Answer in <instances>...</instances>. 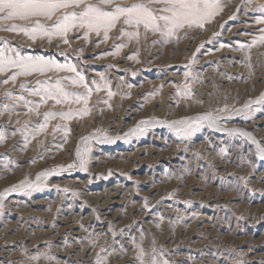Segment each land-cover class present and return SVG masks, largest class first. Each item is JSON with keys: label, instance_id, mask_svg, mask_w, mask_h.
<instances>
[{"label": "rangeland", "instance_id": "374dc122", "mask_svg": "<svg viewBox=\"0 0 264 264\" xmlns=\"http://www.w3.org/2000/svg\"><path fill=\"white\" fill-rule=\"evenodd\" d=\"M139 2L171 15L100 7ZM98 4L0 13V264H264V0L172 34Z\"/></svg>", "mask_w": 264, "mask_h": 264}, {"label": "snow or ice", "instance_id": "6c2138e0", "mask_svg": "<svg viewBox=\"0 0 264 264\" xmlns=\"http://www.w3.org/2000/svg\"><path fill=\"white\" fill-rule=\"evenodd\" d=\"M111 0H100L98 5H89L88 10L78 17L81 20V26H87L97 31L101 24H104L107 29L115 26L119 17H125V23L135 24L137 26L143 24L145 27H151L153 30L159 27L157 23L163 20L168 29V34H172L175 29L182 28L185 24L203 26V22L207 21L219 7V0H163L167 5L166 12L171 15L158 16L148 7L146 3L139 2L130 6H117L116 14L105 12L100 5L110 3ZM82 3V0H0V13H3L7 18L19 17L21 19H29L35 16H50L55 10L61 8L75 7ZM261 16H264V6L258 9ZM75 15L66 16L63 24H57V30L60 34H66L69 27H74ZM264 23V20L257 21ZM264 40V37H262ZM67 42V41H65ZM9 64L18 65L25 70V74L29 71H42L43 65L39 61H32L31 58H22L19 61L9 60ZM3 69L0 68V71ZM69 71H75L74 68H69ZM15 79V76H13ZM38 94V93H34ZM143 123V122H142ZM74 165H69L73 167ZM80 167H84V161H80Z\"/></svg>", "mask_w": 264, "mask_h": 264}]
</instances>
